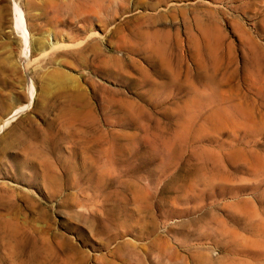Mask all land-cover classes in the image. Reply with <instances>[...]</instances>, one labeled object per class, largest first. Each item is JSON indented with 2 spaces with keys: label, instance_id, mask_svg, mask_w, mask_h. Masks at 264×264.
<instances>
[{
  "label": "rangeland",
  "instance_id": "rangeland-1",
  "mask_svg": "<svg viewBox=\"0 0 264 264\" xmlns=\"http://www.w3.org/2000/svg\"><path fill=\"white\" fill-rule=\"evenodd\" d=\"M0 185V264H264V0H0Z\"/></svg>",
  "mask_w": 264,
  "mask_h": 264
},
{
  "label": "bare ground",
  "instance_id": "bare-ground-1",
  "mask_svg": "<svg viewBox=\"0 0 264 264\" xmlns=\"http://www.w3.org/2000/svg\"><path fill=\"white\" fill-rule=\"evenodd\" d=\"M19 16H20V15H19ZM24 20H25V19H24ZM21 22H22V21H21ZM24 23H25V22H24ZM159 32H160V31H159ZM211 33H212V32H211ZM204 35H205V34H204ZM190 36H191V35H190ZM195 40H196V39H195ZM153 44H154V43H153ZM161 45H162V44H161ZM197 45H198V44H197ZM200 45H201V44H200ZM210 45H211V44H210ZM147 46H148V45H147ZM149 46H150V45H149ZM157 49H158V46H157ZM163 49H164V48H163ZM216 49H217V48H216ZM145 50H146V49H145ZM158 50H159V49H158ZM164 53H166V52H164ZM169 54H170V53H169ZM157 55H158V54H157ZM163 58H164V57H163ZM74 110H75V109H74ZM18 113H19V112H18ZM79 114H80V113H79ZM79 114H78V115H79ZM75 115H76V114H75ZM82 116H83V114H82ZM90 118H91V117H90ZM7 123H8V122H7ZM7 123H6V124H7ZM54 149H55V148H54ZM57 149H58V148H57ZM7 152H8V151H7ZM47 152H48V151H47ZM45 153H46V152H45ZM47 158H48V157H47ZM52 160H53V159H52ZM45 161H46V160H45ZM43 165H44V164H43ZM53 165H54V164H53ZM56 166H57V165H56ZM49 167H50V166H49ZM52 168H53V167H52ZM52 171H53V170H52ZM57 171H58V170H56V172H57ZM56 172H53V173H56ZM58 173H59V171H58ZM49 174H50V173H49ZM56 175H57V173H56ZM59 175H60V174H59ZM61 175H62V174H61ZM60 177H62V176H60ZM63 178H66V177H62V179H63ZM52 179H56L55 176L52 177ZM58 179H59V177H58ZM63 180H64V179H63ZM63 180H62V182H65V181H66V180H65V181H63ZM53 181H54V180H53ZM60 181H61V180H60ZM66 182H67V181H66ZM46 184H47V183H46ZM0 186H1V185H0ZM53 186H54V185H53ZM47 188H48V187H47ZM48 189H49V188H48ZM57 189H58V188H57ZM61 189H62V184H61ZM6 191H7V190H6ZM59 191H61V190L59 189L57 192H59ZM49 192H53V191L49 189ZM7 197H8V196H7ZM0 198H1V197H0ZM8 198H9V197H8ZM31 198H32V197H31ZM4 202H5V201H4ZM27 203H29V202H27ZM10 204H13V203H10ZM33 204H34V203H33ZM3 205H4V204H3ZM3 205H2V206H3ZM3 207H5V206H3ZM6 207H7V206H6ZM6 207H5V208H6ZM14 208H15V207H14ZM34 208H35V207H34ZM11 209H12V208H11ZM13 210H15V209H13ZM18 211H19V210H18ZM10 212H11V211H10ZM38 212H39V211H38ZM16 214H17V213H16ZM10 215H11V214H10ZM9 222H10V221H9ZM8 224H9V223H8ZM12 224H13V223H12ZM3 225H4V224H3ZM10 225H11V224H10ZM12 226H13V225H12ZM8 227H9V226H8ZM4 228H5V227H4ZM16 228H17V227H16ZM37 229H38V228H37ZM18 230H19V224H18ZM22 231H23V230H22ZM22 231H21V232H22ZM6 233H7V232H6ZM16 234H17V232H16ZM24 234H25V233H22V236H23V237H25ZM17 235H18V234H17ZM19 236H20V234L18 235V238H19ZM27 236H28V235H27ZM15 239H17V238H15ZM25 239L30 240L29 238H25ZM25 239H24V240H25ZM9 240H10V239H9ZM34 242H35V241H34ZM35 244H36V243H35ZM14 249H15V248H14ZM61 258H62V257H61Z\"/></svg>",
  "mask_w": 264,
  "mask_h": 264
}]
</instances>
